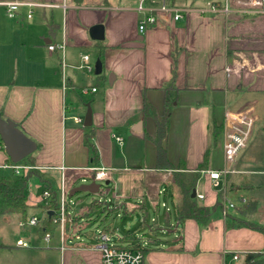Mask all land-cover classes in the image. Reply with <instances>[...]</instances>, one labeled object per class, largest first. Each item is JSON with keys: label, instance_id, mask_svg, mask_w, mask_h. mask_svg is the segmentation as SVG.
Masks as SVG:
<instances>
[{"label": "crops", "instance_id": "obj_1", "mask_svg": "<svg viewBox=\"0 0 264 264\" xmlns=\"http://www.w3.org/2000/svg\"><path fill=\"white\" fill-rule=\"evenodd\" d=\"M223 1L145 0L146 10L138 11L139 0H0V11L5 13L6 3L21 4L15 16L0 26V116L14 122L36 144L30 166L45 187L52 186L59 196L63 180L70 192L77 181L90 179V167H103L110 174L108 183L121 184L117 192L114 184L113 204H124L128 212H140L145 219L147 207L155 205V194L170 196L173 171L155 168L151 138L162 112L163 90L173 83L177 101L163 141L168 161L174 168L182 164L185 170H194L207 152L206 170L226 169L227 173L217 187L200 174L194 189L203 195L198 204L211 207L222 201L228 184L235 187L230 192L233 197L255 202L257 210L258 200L250 194L258 188L255 176H264V15L224 12ZM165 2L189 11L173 20L158 11ZM207 4L220 8L211 12ZM199 9H205L204 13ZM147 13L154 14L157 23L140 32L138 24ZM95 26L102 27L100 40L90 36ZM51 44L56 46L53 51L47 48ZM100 49L101 73L90 77L89 71L79 67L82 57L88 56L92 65ZM144 101L150 106L148 113H144ZM87 105L92 122L84 127ZM247 115L255 119L253 134L237 157L225 163L226 127ZM138 123L140 129L135 131ZM113 136L121 138V143ZM109 140L125 144L127 155ZM8 160L2 144L0 170ZM3 171L13 175L9 180L27 173ZM52 176L58 179L56 184ZM128 198L137 203H125ZM170 200L174 205L175 199L170 196ZM27 204L40 207L44 219L41 195L35 200L28 196ZM217 212L204 227L192 219L174 221V227L167 221L169 230L160 229L158 234L169 233L171 238L145 242L144 264H223L231 254H238L242 264L245 254L264 252V233L230 226ZM84 215L81 212L79 217ZM3 218L7 222L15 218L19 225L20 218L24 220L20 215ZM73 218L74 224L64 227L63 241L59 226L47 233V243L42 236L43 241L59 251L60 264H101L97 244L83 242L76 233L77 216ZM16 242V249L29 248Z\"/></svg>", "mask_w": 264, "mask_h": 264}, {"label": "rangeland", "instance_id": "obj_2", "mask_svg": "<svg viewBox=\"0 0 264 264\" xmlns=\"http://www.w3.org/2000/svg\"><path fill=\"white\" fill-rule=\"evenodd\" d=\"M7 21H9L8 16L6 15L5 10L2 9V12L0 11V26H2V22L4 23ZM1 37L2 27L0 28V38ZM94 63L95 60L92 61V65H94ZM88 73L90 77H94L93 72ZM93 85L95 87L97 86L96 84ZM109 144L115 147L119 152L122 151V154L125 152L127 155L124 147L125 144L122 145L124 149H121L122 146L118 145L115 140H109ZM26 163L27 158L19 162V165L22 166ZM112 175L116 177L117 173H113ZM0 177L10 179L13 175L8 171L0 170ZM41 177H43V175H41ZM255 179L258 188H256L250 195H254L258 200V206L254 213L247 215V220L264 227V176H255ZM57 180L58 179L55 176L51 177L52 184H56ZM89 182L90 179L77 181L71 189L77 188L82 184H88ZM96 184L100 185V187L95 194L78 192L71 197L67 194L66 201L69 206V212L71 215L75 217L77 216L75 222V227L77 229L76 233L80 234L84 243L89 246H95L97 242L93 236L103 232L105 229L114 231L112 236L114 240L118 237L123 238L130 233L132 238L143 247L145 246V242L151 243L150 238L163 240L171 238V234L169 233L165 235L158 234V230L160 229H165V232L169 230L167 221L172 224V227L175 226L173 204L169 195L162 192L160 195H154L152 200L155 205L152 204L147 207L146 212H144V215L146 213V224L143 225L142 214L140 212L131 213V211L128 212L125 209L124 204L119 207L113 204L114 184H116L115 192L119 191L121 184L114 180L108 184H105V181L97 182ZM44 187V181L41 180L39 176L33 175L27 180L26 194L31 200H35L42 194ZM161 187L165 190L164 186ZM234 188V185H231L229 188V185L227 184L225 191L227 195L226 198L227 201L237 204L234 207H239L241 206V200L230 194V192L234 191ZM124 202L133 206L137 203V200L134 198H128ZM106 205H108L109 208H107ZM91 206H93L91 211L87 212L86 210ZM26 211V217L24 220L20 218V225L15 218H12L10 222H7L3 217H0V264H60L61 257L59 251L53 247V244H46L42 239V235H40V229L43 222V213L41 212L40 207H30ZM233 211V209L230 210V213H233ZM81 212H85L83 217H79ZM215 213L217 214L218 212ZM33 216H36L39 219V222L36 226H29L28 222ZM155 224L158 225V229L153 228V231L150 230V227L152 228ZM59 234L60 233L57 231L55 237L57 238ZM18 239L25 242L28 241L29 248L16 249L14 245ZM119 243L125 246L129 244V241L122 240Z\"/></svg>", "mask_w": 264, "mask_h": 264}, {"label": "built area", "instance_id": "obj_3", "mask_svg": "<svg viewBox=\"0 0 264 264\" xmlns=\"http://www.w3.org/2000/svg\"><path fill=\"white\" fill-rule=\"evenodd\" d=\"M145 0H139L137 9L138 11L146 10L144 5ZM21 4L18 2H9L5 4L6 14L9 18L15 16L19 6ZM219 6L214 4H207L208 11L216 12L219 10ZM221 9L224 12H228L230 10H246L256 14L264 15V0H224ZM158 11L170 14L173 20H178L182 18V14L188 12L189 10H182L175 6H171L169 4L162 3ZM205 9H199L198 12L203 14ZM30 17V14H28ZM157 23V18L152 13H147L142 20L138 24V30L143 32L146 28L154 26ZM56 46L49 45L47 48L49 51H53ZM59 49L63 48V45L57 46ZM82 69H85L89 72L92 71L93 66L90 65L88 61V56L82 57V64L79 66ZM94 91V90H92ZM76 123H80L81 120L79 118H74ZM255 128V119L252 116H243L240 119L236 120L234 123L228 125L224 132V143H223V159L225 163L232 162L239 152L245 148L253 134ZM117 142L121 143V138L113 136ZM0 148H2V143L0 142ZM3 170H9L15 175H19L21 172H28L32 169L30 165H22L19 163L7 162L1 166ZM92 172L91 177L95 183L97 182H108L110 179V174L108 169L103 167L92 166L89 168ZM227 173L226 169L220 171H212L206 170L202 171L201 174L206 175L211 181L214 182V186L217 187L219 185V181L223 178V176ZM64 181V180H63ZM62 181V187L58 196L57 209L51 211L52 222L60 227L61 239L63 241V232L64 227L67 223L70 225L74 224V218L69 212V206L67 203V194L68 190L64 189V182ZM100 187V185H99ZM69 196V194H68ZM195 198L198 200L203 199L202 194H195ZM51 200L50 192L47 189H44L41 194V202L45 209V217L50 212L48 208ZM241 203H246V200H242ZM221 216L225 218L230 210L234 209V204L230 201H227V198L224 197L221 201ZM109 208L108 205H106ZM88 211H91V209ZM39 222V219L36 216L30 218L28 225L36 226ZM144 225L146 222L142 220ZM152 230L153 228L150 227ZM114 231L109 229H105L103 232L98 233L94 236V239L97 242V248L101 255V264H144V255L142 253V245L139 244V249H133L130 247V243L127 245H122L121 242L123 238L118 237L116 240L113 239ZM44 241L47 243L49 239V235L46 233L43 237ZM18 247H27L28 244L22 240H18L16 242ZM64 247H61V250ZM239 256L238 254H231L228 260L224 261L223 264H238Z\"/></svg>", "mask_w": 264, "mask_h": 264}, {"label": "trees", "instance_id": "obj_4", "mask_svg": "<svg viewBox=\"0 0 264 264\" xmlns=\"http://www.w3.org/2000/svg\"><path fill=\"white\" fill-rule=\"evenodd\" d=\"M102 50L98 51V60L101 61ZM163 108L159 115V118L155 120V134L151 138L152 143L156 149L155 168L158 170H172L171 184H170V196L175 199L173 205L174 220L177 223L184 222L185 220L192 219L198 223V225L206 226L212 215L221 210V201L218 200L213 206L206 207L199 205L196 198H191L192 191L195 189L196 182L198 181L202 171L207 168V152L204 155L202 163H200L194 170H185L182 164H179L177 168L168 161L166 149L163 145V141L166 138L170 114L172 112L173 105L177 101L178 89L173 83L168 85L163 90ZM144 113H148L150 106L144 101L143 103ZM218 128L214 130V142L218 134ZM90 151L93 153L94 159H96V152L94 148L87 142ZM32 155V154H31ZM31 155L27 157V163L32 166ZM10 160H8L9 162ZM11 162V161H10ZM21 162V161H20ZM19 163V162H18ZM36 171H28L24 176L18 177L14 180H9L4 177H0V217L20 215L24 218L26 209L28 208V196L26 194L27 180L35 175ZM45 189L50 192L51 200L48 208L50 212L44 217L40 235L44 236L46 233L51 232L56 224L52 222L51 211L57 209L58 193L50 185L46 184ZM176 196V197H175ZM93 206L89 208L92 209ZM256 211V203L248 201L246 204L241 203V206L234 208L233 214H227L226 221L230 226L247 227L255 229L264 233V227L256 225L247 220V215ZM50 214V215H49ZM146 222L145 219H143ZM144 225V223H142ZM123 240H128L130 247L133 249H139V244L129 234L123 237ZM144 255L145 250L142 249ZM242 264H264V252L247 253L244 256Z\"/></svg>", "mask_w": 264, "mask_h": 264}, {"label": "water", "instance_id": "obj_5", "mask_svg": "<svg viewBox=\"0 0 264 264\" xmlns=\"http://www.w3.org/2000/svg\"><path fill=\"white\" fill-rule=\"evenodd\" d=\"M102 27L95 26L89 30L90 36L94 40H100L103 37ZM102 70V65L99 60L94 64V75H99ZM113 76L110 75L108 78L109 84L112 83ZM92 116L90 107L87 105V111L84 116L83 126L88 127L91 125ZM135 131L140 129V123H138L133 128ZM0 141L3 144V149L8 159L12 163H18L29 155H31L36 150V144L28 138L18 127L17 125L8 119H3L0 116ZM105 184H108L106 182ZM99 190V185L96 184L93 180V177H90V182L88 184H82L77 188L70 190L69 197L73 196L78 192H86L89 194H95ZM195 190L192 191L191 198H195ZM50 215V214H49Z\"/></svg>", "mask_w": 264, "mask_h": 264}]
</instances>
